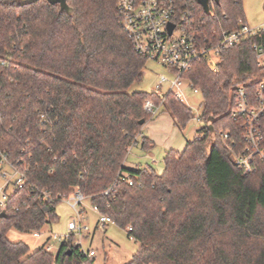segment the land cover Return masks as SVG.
Returning a JSON list of instances; mask_svg holds the SVG:
<instances>
[{
    "label": "trees",
    "instance_id": "trees-1",
    "mask_svg": "<svg viewBox=\"0 0 264 264\" xmlns=\"http://www.w3.org/2000/svg\"><path fill=\"white\" fill-rule=\"evenodd\" d=\"M182 1L206 32L246 22L243 0L212 2L209 15ZM67 2L69 12L47 0H0V152L24 179L0 205V264H95L74 236L57 254L8 239L12 229L55 224L58 204L76 191L141 244L128 264H264V164L246 174L222 138L241 140L230 114L234 86L264 77L257 40L224 49L216 72L195 63L187 78L203 99L197 137L166 154L162 174L128 170V152L151 119L144 105L162 102L154 92L128 93L148 60L121 28L118 0ZM163 106L182 127L193 117L171 93ZM152 145L143 139L144 150Z\"/></svg>",
    "mask_w": 264,
    "mask_h": 264
},
{
    "label": "built area",
    "instance_id": "built-area-1",
    "mask_svg": "<svg viewBox=\"0 0 264 264\" xmlns=\"http://www.w3.org/2000/svg\"><path fill=\"white\" fill-rule=\"evenodd\" d=\"M117 12L120 26L131 39L135 51L147 60L163 65L170 73V76H160L154 92L161 98V105L155 106L149 102L144 105L145 112L152 117L159 114L169 93L186 106L188 90L202 97L200 90L187 78V74L195 63L201 60L206 61L216 72L222 61L224 49L240 46L247 39H256L253 50L258 64L264 67V24L251 27L246 22L240 21L232 30L213 28L210 32H206L205 22L199 21L190 3L182 0H118ZM170 25L174 26L172 32ZM232 94L235 103L230 114L241 128V140L232 141L230 134H224L222 138L233 162L246 174H252L258 170L260 163L264 164V77H258L248 85L234 86ZM200 107L202 109V103ZM191 119L202 123V110ZM0 167L14 171V179L11 178L13 180L8 179L6 171L0 174L8 179L5 186L0 188L2 192L0 205L3 206L7 200L6 188L15 180L17 184L22 185L24 179L18 175L14 166L9 163L8 157L2 152H0ZM86 200L78 191L64 200L74 210L76 220L68 223V234L55 235V241L62 244L74 236L80 239L74 243V246L82 247L83 233L89 229L84 224L85 218L82 214ZM94 210L99 214L96 208ZM99 216V223L102 226L115 225L108 216L100 214ZM41 235V232L34 233L37 238ZM49 239L50 244L53 237ZM52 248L50 245L46 249L51 252ZM82 252L90 259L96 257L94 250H86L82 247Z\"/></svg>",
    "mask_w": 264,
    "mask_h": 264
},
{
    "label": "rangeland",
    "instance_id": "rangeland-1",
    "mask_svg": "<svg viewBox=\"0 0 264 264\" xmlns=\"http://www.w3.org/2000/svg\"><path fill=\"white\" fill-rule=\"evenodd\" d=\"M243 14L246 23L251 27L264 24V0H243ZM160 76H170L169 71L161 64L149 61L146 64L144 78L141 83L134 84L128 93L135 92H155ZM167 91V88H165ZM187 106L193 111L196 117L201 113L202 97L187 91ZM151 119L142 128L141 134L136 137L137 144H133L125 159L124 167L128 170L138 168H151L159 174L164 172V159L166 154L173 150L183 152L187 144L193 142L198 135V130L203 127V123L191 119L185 127L178 125L171 114L163 106L159 114ZM152 142L149 151L143 149V139ZM8 173V179H14V171L10 168H1V172ZM13 178V179H11ZM8 179L0 176V188L5 186ZM2 192H0V197ZM82 213L84 224L89 228L83 233L82 247L86 250L96 252L95 264H128L132 257L140 248V243L128 235L127 231L120 229L116 225L107 224L102 226L99 223V214L94 210L88 200L83 204ZM58 220L55 224L46 227L40 237H35L34 233H23L12 229L8 233V239L12 242H23L30 247L31 253L42 247L52 245V253L57 254L61 243L54 240V236H65L68 234V223L76 220L74 210L66 201H61L57 206ZM53 237L50 244L47 240ZM80 241L77 237L75 242Z\"/></svg>",
    "mask_w": 264,
    "mask_h": 264
},
{
    "label": "water",
    "instance_id": "water-1",
    "mask_svg": "<svg viewBox=\"0 0 264 264\" xmlns=\"http://www.w3.org/2000/svg\"><path fill=\"white\" fill-rule=\"evenodd\" d=\"M25 3L37 1V0H24ZM52 5H60L62 10L70 11L68 6V0H47ZM196 3L204 10L206 15H209L211 12V3L214 2L216 5H220V0H195ZM174 26L170 25V31L172 32ZM141 125L144 124V121L140 122ZM1 217H7L6 213L3 212L0 214Z\"/></svg>",
    "mask_w": 264,
    "mask_h": 264
}]
</instances>
